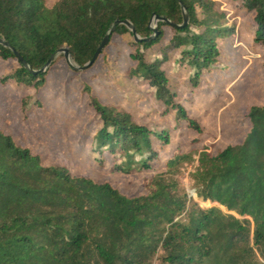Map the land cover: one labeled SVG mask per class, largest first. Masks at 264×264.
I'll return each instance as SVG.
<instances>
[{
  "label": "trees",
  "instance_id": "obj_1",
  "mask_svg": "<svg viewBox=\"0 0 264 264\" xmlns=\"http://www.w3.org/2000/svg\"><path fill=\"white\" fill-rule=\"evenodd\" d=\"M227 2H236L235 10L220 9L217 0H59L51 7L46 0H0V39L8 44H0V58L15 61L0 81L37 93L58 56L39 71L58 50L68 48L72 63L82 67L114 23L128 21L141 41L123 24L110 37L128 46L134 63L126 68L128 84L136 78L149 85L159 114L174 112L201 142L202 130L181 103L183 92L192 93L191 103L208 77L227 74L216 66L224 57L221 43L235 36L230 22L240 9L252 15L254 43L264 47V0ZM184 13L188 25L180 29ZM155 17L170 24L154 25ZM120 54L117 49L106 61L99 78L115 72ZM181 78L183 92L174 80ZM85 90L99 117V130L87 135L93 161L102 167L109 158L112 170L125 174L148 172L154 162L164 170L145 177V194L131 197L109 182L45 165L0 129V264H264V106L248 109L241 143L217 154L196 151L189 196L177 179L189 157L165 153L175 128L138 124L130 110L102 105ZM210 90L218 95L215 86Z\"/></svg>",
  "mask_w": 264,
  "mask_h": 264
},
{
  "label": "rangeland",
  "instance_id": "obj_2",
  "mask_svg": "<svg viewBox=\"0 0 264 264\" xmlns=\"http://www.w3.org/2000/svg\"><path fill=\"white\" fill-rule=\"evenodd\" d=\"M46 1L51 7L59 0ZM217 1L220 9L227 11L235 10L237 6L236 2ZM240 11V16L230 22L237 28L235 36L221 43L224 57L216 66L227 74L208 77L196 90L197 95L193 96L191 103L188 99L192 93L183 92L185 79H174L180 81L179 92L184 93L181 103L202 130L201 142H194L196 134L187 129L186 121L179 122L174 112L159 114L154 90L149 85L136 78L132 79L133 84H128L126 68L134 63L129 58L124 39L117 35L112 37L99 60L87 70L70 69L65 57L59 54L58 62L48 70L44 88L37 93L13 82L2 84L0 81V129L12 136L17 144L39 155L45 165L65 167L73 176L109 182L127 196L145 194V177L163 171L162 162H154L148 172L125 174L113 171L109 158L102 167L93 161L97 155L88 150L87 135L95 133L100 126L85 90L89 87L92 96L102 105L130 110L138 124L156 123L167 129L175 128L170 138L172 147L165 153L171 155L179 151L189 157L179 166L177 179L188 195L194 196L191 175L198 165L196 151L206 147L208 152L217 154L229 145L241 143L248 129L245 122L248 109L264 106V47L254 43L252 15L243 9ZM165 31L168 36V29ZM117 49L121 54L114 63L115 72L104 79L99 78L107 73L106 61L116 58ZM14 66L15 61L0 58V77ZM230 70L235 74H229ZM213 86L218 95L211 92ZM29 97L25 110H22ZM201 205L211 206L209 203Z\"/></svg>",
  "mask_w": 264,
  "mask_h": 264
},
{
  "label": "water",
  "instance_id": "obj_3",
  "mask_svg": "<svg viewBox=\"0 0 264 264\" xmlns=\"http://www.w3.org/2000/svg\"><path fill=\"white\" fill-rule=\"evenodd\" d=\"M158 21H165L167 23L170 24V22L164 18H158V17H155V20L152 22V24H156ZM125 25L127 26L129 29L132 30L134 36H135V39L136 41H141L137 34H136V31L134 29V26L128 22V21H124V22H119V21H116L114 23V25L111 27V29L108 31V33L106 34L105 38L103 39L101 45L99 46L98 50L96 51L95 55H94V58L92 59V61H90L89 63L85 64L84 66L82 67H77L75 65H73L71 59H70V55H69V50L68 48L64 47L60 50H58L51 58L50 60L48 61V63L46 64V66L39 72H46L47 69L49 68V66L53 63L54 61V58L56 56H58L59 54L63 53L64 54V57H65V60H66V63L67 65L70 67V69L74 70V71H83V70H87L89 69L94 63L95 61L98 59V57L101 55L102 51L105 49L106 45L109 43V40H110V37L111 35L114 33L115 31V28L118 26V25ZM188 25V17L186 15V13H184V22L181 26H178V28L180 29H184L186 28V26ZM150 28H152L154 31H156V28L153 27V26H150ZM149 41H152L151 39H149ZM0 44H3L5 46H8V44L6 42H4L3 40L0 39ZM16 57L18 58V60L24 65V67H26L30 73H33V74H37L38 72H35V71H32L27 65L26 63L24 62V60L17 54L15 53Z\"/></svg>",
  "mask_w": 264,
  "mask_h": 264
}]
</instances>
